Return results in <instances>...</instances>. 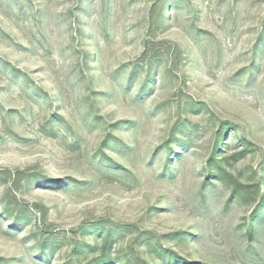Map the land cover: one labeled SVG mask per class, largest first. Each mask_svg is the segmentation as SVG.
I'll use <instances>...</instances> for the list:
<instances>
[{
    "label": "rangeland",
    "instance_id": "1",
    "mask_svg": "<svg viewBox=\"0 0 264 264\" xmlns=\"http://www.w3.org/2000/svg\"><path fill=\"white\" fill-rule=\"evenodd\" d=\"M0 264H264V0H0Z\"/></svg>",
    "mask_w": 264,
    "mask_h": 264
},
{
    "label": "trees",
    "instance_id": "2",
    "mask_svg": "<svg viewBox=\"0 0 264 264\" xmlns=\"http://www.w3.org/2000/svg\"><path fill=\"white\" fill-rule=\"evenodd\" d=\"M211 176H212L211 174L208 175L209 178H210ZM248 233H249V235H251V230H250V229L248 230Z\"/></svg>",
    "mask_w": 264,
    "mask_h": 264
}]
</instances>
